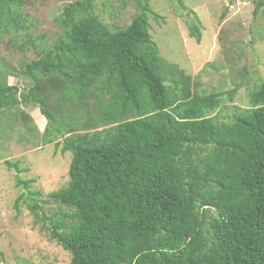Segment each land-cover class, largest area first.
<instances>
[{
	"label": "trees",
	"instance_id": "16d2710c",
	"mask_svg": "<svg viewBox=\"0 0 264 264\" xmlns=\"http://www.w3.org/2000/svg\"><path fill=\"white\" fill-rule=\"evenodd\" d=\"M250 1L254 14L264 6ZM135 2L130 23L115 28L94 0L64 4L47 47L20 41L22 1L0 0V44L9 35L12 48L36 51L20 63L27 90L0 67V115L37 105L45 126L21 111L26 132L71 152L67 184L45 197L19 177L18 160H4L21 189L13 207L24 205L70 264H264V81L250 108L229 121L208 116L222 94L199 92L197 76L161 57L148 23L161 16ZM188 28L198 41L197 25ZM51 202L58 209L45 211Z\"/></svg>",
	"mask_w": 264,
	"mask_h": 264
},
{
	"label": "rangeland",
	"instance_id": "374dc122",
	"mask_svg": "<svg viewBox=\"0 0 264 264\" xmlns=\"http://www.w3.org/2000/svg\"><path fill=\"white\" fill-rule=\"evenodd\" d=\"M20 1L29 28L21 30L20 41L33 39L37 46L48 47L60 32L57 16L62 6L75 0ZM148 1L161 16L148 18L149 33L161 57L197 76L199 92L222 94L219 106L207 115L229 121L237 109L250 108L249 92L264 81V6L254 14L250 0ZM94 4L100 19L113 28L128 25L138 10L135 0H94ZM190 22L198 27V41L190 35ZM9 41V35H4L0 44L3 79L27 90L31 82L19 74L20 63L34 59L35 48L28 43L20 51ZM232 89V95L226 93ZM21 111L29 115L28 125L40 132L46 123L38 106L32 104L0 115V264H70V254L46 230H40V223L34 224L31 212L24 205L19 212L13 207L21 189L15 186L16 170L8 168L4 160H18L25 169L19 177L34 178L32 188L45 197L67 184L71 159V152H61V145L54 147L55 141L41 144L35 130L28 134ZM58 207L54 202L44 205L48 212Z\"/></svg>",
	"mask_w": 264,
	"mask_h": 264
}]
</instances>
